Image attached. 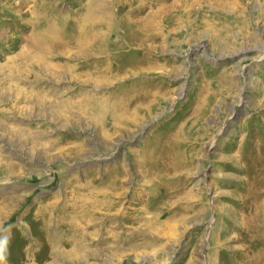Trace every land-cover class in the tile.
Returning a JSON list of instances; mask_svg holds the SVG:
<instances>
[{
	"label": "rangeland",
	"instance_id": "obj_1",
	"mask_svg": "<svg viewBox=\"0 0 264 264\" xmlns=\"http://www.w3.org/2000/svg\"><path fill=\"white\" fill-rule=\"evenodd\" d=\"M112 1L0 0V264L240 262L264 198V0H197L214 21L194 43L121 50L107 82L76 40Z\"/></svg>",
	"mask_w": 264,
	"mask_h": 264
},
{
	"label": "bare ground",
	"instance_id": "obj_2",
	"mask_svg": "<svg viewBox=\"0 0 264 264\" xmlns=\"http://www.w3.org/2000/svg\"><path fill=\"white\" fill-rule=\"evenodd\" d=\"M218 1L220 4L217 8L218 13L215 14L216 17H221L230 5H235L236 3V0ZM161 2H164V0H114L111 6L105 3H94L86 9L84 19L87 35L84 34L86 35L85 38L76 40V43L78 45H91L97 42L101 53L103 55L108 54L105 59L102 58L97 62L98 68L103 69L101 70V80L112 81V78L117 77L118 73L123 71L121 67L113 65V61L121 54V50L129 51L134 47H138L150 54L149 51L153 50L168 51L172 47L177 48L178 45H189L194 43V33L197 30L207 28V25L214 21V15L211 14L209 20L204 18V22L203 19L199 22H193L192 18L196 14L199 18L206 14L204 13L206 12L205 7L202 6L198 10L193 7L194 4L198 3L197 0L183 2L184 4L180 9L172 7L169 9L159 8L160 5H163ZM157 5L159 6L155 11L153 7ZM149 10L152 11L147 17H140ZM136 17L138 18L134 20ZM181 25H184L187 31L181 28ZM252 39L253 37L250 35L248 44L251 43ZM50 43L49 45L51 46L54 41L51 40ZM230 45L233 44L230 43ZM230 45H222L221 49L229 48ZM134 53L141 56V52L135 51ZM139 61L141 64H136L135 62L137 61L133 58L128 66L134 67L146 64L141 59ZM115 73L117 74L115 75ZM146 73H148L147 70L143 69H139L136 72L137 76ZM112 110L114 109H110V111ZM249 213H247L246 221L250 234L256 238L258 245L252 253L244 256L240 262L236 261L235 264H264V198L258 199Z\"/></svg>",
	"mask_w": 264,
	"mask_h": 264
}]
</instances>
